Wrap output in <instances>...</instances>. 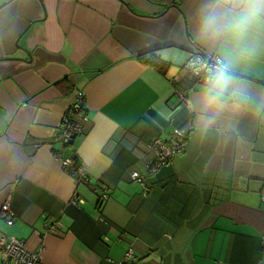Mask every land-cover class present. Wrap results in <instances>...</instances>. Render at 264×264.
Masks as SVG:
<instances>
[{
  "label": "crops",
  "instance_id": "0c3cea01",
  "mask_svg": "<svg viewBox=\"0 0 264 264\" xmlns=\"http://www.w3.org/2000/svg\"><path fill=\"white\" fill-rule=\"evenodd\" d=\"M214 6L0 0V235L42 264H264V22L241 55L227 36L208 38ZM195 49L228 68L216 99L184 70ZM148 52L164 73L139 59ZM78 92L90 120L65 148V169L57 135ZM177 131L183 152L143 189L131 174L146 175L148 145ZM72 168L87 181L77 185Z\"/></svg>",
  "mask_w": 264,
  "mask_h": 264
},
{
  "label": "built area",
  "instance_id": "2783aa9c",
  "mask_svg": "<svg viewBox=\"0 0 264 264\" xmlns=\"http://www.w3.org/2000/svg\"><path fill=\"white\" fill-rule=\"evenodd\" d=\"M218 65L226 67L228 72V68L220 55L205 54L199 49H195L185 62L184 70L197 78L200 82L209 85L210 76L217 71ZM89 120L87 107H85L84 94L78 92L74 104H72L67 114L63 117V122L59 128V134L57 135V142L61 146V150L55 151L54 154L60 160L63 168L73 167L72 160L68 157H64V150L66 147L74 145L73 143L77 137L84 133V126ZM184 139L183 134L179 131H177L175 141L171 144H167L161 139H154L148 145L150 158L146 175L133 172L131 178L141 183L142 188L146 190V178L156 174L160 168L167 165L176 155L183 152ZM72 169L74 180L77 182V185L87 181V174L84 168H78L77 170L74 168ZM262 195V204L264 207V193ZM104 197L107 198V194H105ZM81 202V199L74 197L73 203L75 205L79 206ZM2 209L5 213L7 225L12 226L14 224V214L10 208V202H7ZM61 226V221H57L54 225H46V227L52 231ZM0 253L3 264H42V256L39 252L29 251L22 240L20 241L12 236L7 237L5 235H0ZM134 254L135 252L132 248L128 249L125 260L131 261Z\"/></svg>",
  "mask_w": 264,
  "mask_h": 264
},
{
  "label": "clouds",
  "instance_id": "9594fccd",
  "mask_svg": "<svg viewBox=\"0 0 264 264\" xmlns=\"http://www.w3.org/2000/svg\"><path fill=\"white\" fill-rule=\"evenodd\" d=\"M220 10L213 11L206 18L207 35L215 40L227 36L235 42L241 55H250L254 46L246 41L252 26L264 22V0H216ZM226 67L219 66L209 79L206 95L210 100L216 99L230 84Z\"/></svg>",
  "mask_w": 264,
  "mask_h": 264
},
{
  "label": "trees",
  "instance_id": "16d2710c",
  "mask_svg": "<svg viewBox=\"0 0 264 264\" xmlns=\"http://www.w3.org/2000/svg\"><path fill=\"white\" fill-rule=\"evenodd\" d=\"M139 59L146 65H149L158 71L160 70L162 73L165 72L166 64L161 60L159 56H156L154 52H148L144 55L139 56Z\"/></svg>",
  "mask_w": 264,
  "mask_h": 264
}]
</instances>
